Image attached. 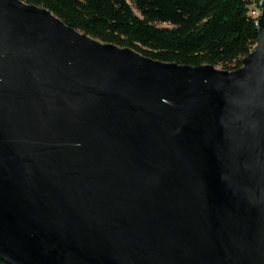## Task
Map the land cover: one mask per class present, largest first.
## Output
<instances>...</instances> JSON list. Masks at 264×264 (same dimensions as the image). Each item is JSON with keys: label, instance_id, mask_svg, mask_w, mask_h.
<instances>
[{"label": "water", "instance_id": "obj_1", "mask_svg": "<svg viewBox=\"0 0 264 264\" xmlns=\"http://www.w3.org/2000/svg\"><path fill=\"white\" fill-rule=\"evenodd\" d=\"M239 68L102 42L0 0V260L264 264V0Z\"/></svg>", "mask_w": 264, "mask_h": 264}, {"label": "trees", "instance_id": "obj_2", "mask_svg": "<svg viewBox=\"0 0 264 264\" xmlns=\"http://www.w3.org/2000/svg\"><path fill=\"white\" fill-rule=\"evenodd\" d=\"M22 1L49 9L95 39L163 62L212 64L232 71L258 36L259 15L251 13L252 0Z\"/></svg>", "mask_w": 264, "mask_h": 264}, {"label": "built area", "instance_id": "obj_3", "mask_svg": "<svg viewBox=\"0 0 264 264\" xmlns=\"http://www.w3.org/2000/svg\"><path fill=\"white\" fill-rule=\"evenodd\" d=\"M259 1L260 0H252V6H251V13L252 15H259L260 8H259Z\"/></svg>", "mask_w": 264, "mask_h": 264}, {"label": "rangeland", "instance_id": "obj_4", "mask_svg": "<svg viewBox=\"0 0 264 264\" xmlns=\"http://www.w3.org/2000/svg\"><path fill=\"white\" fill-rule=\"evenodd\" d=\"M157 25H158V26H167L168 24H167V23H158ZM217 68L221 69L220 66H217Z\"/></svg>", "mask_w": 264, "mask_h": 264}]
</instances>
